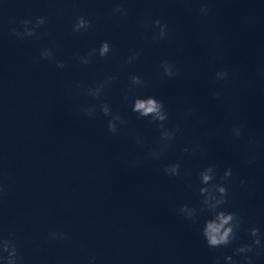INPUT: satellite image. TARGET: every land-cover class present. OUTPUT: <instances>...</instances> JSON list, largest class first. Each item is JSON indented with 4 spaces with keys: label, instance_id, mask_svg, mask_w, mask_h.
Listing matches in <instances>:
<instances>
[{
    "label": "water",
    "instance_id": "water-1",
    "mask_svg": "<svg viewBox=\"0 0 264 264\" xmlns=\"http://www.w3.org/2000/svg\"><path fill=\"white\" fill-rule=\"evenodd\" d=\"M116 2L0 0V182L8 189L0 231L19 238L23 264H89L93 256L96 264H212L213 257L251 243L252 227L264 234V0H124L127 18L113 13ZM202 4L211 14L200 13ZM39 16L48 18L40 29L48 35L18 40L9 34L10 22ZM79 16L92 19L93 28L74 34ZM148 18L167 23L169 37L154 42L145 35L141 24ZM102 41L114 54L77 62L76 53ZM46 47L66 67L41 59ZM133 52L140 59L125 64ZM164 60L173 61L180 76L164 77ZM221 70L228 71L227 81L215 79ZM132 74L147 86L125 103ZM109 75L118 79L101 101L76 94L77 82L91 85ZM137 95L163 100L168 126L182 129L159 161L148 152L160 131L132 111ZM105 101L128 122L119 135L109 133L108 117L76 110ZM189 108L194 113L184 119ZM236 124L245 130L239 140L232 135ZM248 137L260 141L253 164ZM194 145L201 148L195 155L183 151ZM177 162L182 175H166L164 167ZM209 165L220 175L232 169L225 207L243 218L239 240L226 248L207 246L201 231L208 214L194 224L178 211L199 205L198 173ZM56 229L69 231L71 240H50ZM260 251L255 264H264Z\"/></svg>",
    "mask_w": 264,
    "mask_h": 264
},
{
    "label": "clouds",
    "instance_id": "clouds-1",
    "mask_svg": "<svg viewBox=\"0 0 264 264\" xmlns=\"http://www.w3.org/2000/svg\"><path fill=\"white\" fill-rule=\"evenodd\" d=\"M187 2V0H185ZM113 13L118 14L121 18H127L129 10L124 6V0H117ZM200 13L204 16L211 14V9L207 4H202L199 9ZM99 19V18H97ZM48 23V18L44 16L32 19H19L15 22H10L12 25L9 27L8 32L11 36L18 40L24 39H41L42 36L48 35L46 32L41 33L40 29ZM93 28V20L85 16L76 18L75 23L72 25L74 34H83ZM141 28L144 34L151 33V40L158 42L165 40L169 37V26L160 18L145 19ZM114 54V49L108 41H102L98 48H92L86 54H75V59L79 64L88 65L93 63L94 59L107 58ZM140 52H133L126 60L125 64H132L140 59ZM40 58L45 61H54L59 68L66 67L63 61L55 59V52L52 47L41 49ZM162 74L167 78H176L180 76V70L176 67L175 63L170 60H164L160 65ZM229 73L227 70L216 72L215 79L217 81H227ZM118 79V76L109 75L99 83L85 85L83 82H77L74 85L76 94H84L91 97L93 100L101 101L106 89ZM129 86L124 94L123 100L128 102L130 95L135 93L136 88L146 87L147 82L140 76L132 74L129 76ZM213 95L217 99H222L223 93L215 91ZM79 114L88 118H95L97 114H102L108 117L107 127L109 133L116 136L121 134L124 127L127 125V120L118 112H113L109 103L101 102L98 104L78 105L76 108ZM132 111L137 114L138 119H147L150 125H155L160 131V139L155 146L150 148L148 158L154 161H159L163 158L165 153L172 147L173 142L177 136L181 134L182 129L179 124L174 127H169L168 122L170 113L163 100L157 99L155 96H136L132 101ZM194 113L193 108H189L184 113V119H189ZM210 132L209 135H214ZM232 135L234 139H241L245 136L244 127L236 124L232 128ZM137 143L142 144L143 139L137 137ZM260 141L255 137H248L247 139V162L253 164L258 159V146ZM201 148L199 145H194L191 149L184 148L185 153L195 155ZM181 164L179 162L168 164L164 167L163 171L169 177H180L182 175ZM184 176H191L189 171L183 172ZM233 171L228 168L220 175L215 165H209L201 169L198 173L199 184L195 186L198 190V195L201 197L198 206H190L188 204L182 205L178 211L184 216L186 220L192 223H198L199 218L203 214H208L209 219L204 221L201 234L205 239L207 246L210 249L226 248L239 240V232L243 224V218L236 212L226 209L229 203V190L227 182L232 178ZM241 181V184H245ZM190 188L194 187L189 185ZM8 195V189L3 182H0V204L4 202L5 197ZM252 238L251 243L240 245L233 250L232 255L215 256L213 257L212 264H255L254 257L261 254L260 250H264V234L261 233L260 228L252 227L249 229ZM49 239L58 243L68 242L71 240V234L65 229H56L49 234ZM252 254V255H249ZM242 257V259H237ZM0 264H23V257L20 251V240L15 233H8L5 235L0 231ZM89 264H96V257L89 258Z\"/></svg>",
    "mask_w": 264,
    "mask_h": 264
}]
</instances>
